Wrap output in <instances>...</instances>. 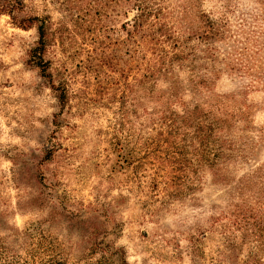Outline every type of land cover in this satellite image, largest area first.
<instances>
[{"label":"rangeland","instance_id":"rangeland-1","mask_svg":"<svg viewBox=\"0 0 264 264\" xmlns=\"http://www.w3.org/2000/svg\"><path fill=\"white\" fill-rule=\"evenodd\" d=\"M22 2L29 27L0 12V264H264V0Z\"/></svg>","mask_w":264,"mask_h":264},{"label":"trees","instance_id":"trees-1","mask_svg":"<svg viewBox=\"0 0 264 264\" xmlns=\"http://www.w3.org/2000/svg\"><path fill=\"white\" fill-rule=\"evenodd\" d=\"M23 2L22 0H0V12H6L8 13L12 19L15 21L17 25H20L22 27H29L33 23H35V20L39 19V16L37 15H31V14H22L23 8H22ZM17 11H21V13L18 14ZM187 13V11H185ZM136 23V22H135ZM37 29L39 32V43L34 49L35 55H37L38 60H36V64L43 70L45 68L43 64V37H44V30H43V23L37 24ZM210 29V28H208ZM38 48V49H37ZM200 110V108L197 106V111ZM198 117V116H196ZM214 120V126H207V129L202 131L200 134V126H197V130L195 133V137L199 139L200 143L202 144L204 140H208L214 134L216 131H221L222 126L220 127L218 123L221 122V119H213ZM198 121V118H197ZM227 121V118L222 120V122ZM210 142L207 141V145Z\"/></svg>","mask_w":264,"mask_h":264}]
</instances>
